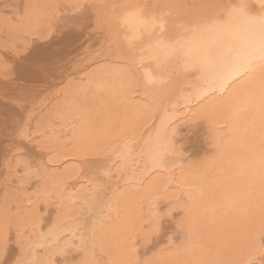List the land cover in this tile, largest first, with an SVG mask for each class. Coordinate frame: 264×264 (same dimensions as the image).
<instances>
[{
  "label": "bare ground",
  "instance_id": "obj_1",
  "mask_svg": "<svg viewBox=\"0 0 264 264\" xmlns=\"http://www.w3.org/2000/svg\"><path fill=\"white\" fill-rule=\"evenodd\" d=\"M59 1L62 0H28L21 20L24 29L39 30L48 9ZM63 1L72 5L83 1L99 3L100 6L94 3L100 8L98 13L93 7L99 17L97 29L107 35L115 55L109 61H95L97 65L86 72L79 71L77 80L62 88L63 97L47 109L35 124L33 132H40L39 140L43 142L44 149H51L46 161L47 164L51 156L48 185L50 188L55 186L60 195L55 200L58 210L45 229H42L38 204L31 203L36 199L37 185L31 195L22 191L5 198L0 206V219L7 210L14 219L24 222L20 229L23 233L19 242L20 253L23 245L27 258L35 257L38 264H45L49 255L56 251L51 247L55 240L47 235L50 229L55 226L57 236L62 235L60 245L66 241L74 243L75 239L79 244L81 233L102 215L105 222L98 234L99 244L94 253L100 264L129 258V249L134 250L130 258L140 260L141 264L146 258L152 264H195L200 259L238 260L242 244L264 217L257 163L259 143L264 134L261 118L253 108L236 112L238 99L248 90L258 87L261 78L259 69L251 79L245 77L236 81L227 93L221 95L217 92L207 99L201 97L199 101L186 98L193 89L182 74L161 108L159 99L171 86L163 89L154 86L146 92L144 73H162L154 62L147 59L142 63L140 61L141 55H147L148 45L156 35L161 34V28L158 24L151 36L143 33L137 37L124 22L128 9L122 6L143 5L147 17L154 16L158 21L162 18L163 35L172 37L181 33L182 26L188 24L194 14L210 10L201 9L199 5L188 8L190 0H154L150 6L146 5V0ZM205 1L202 0L205 3L201 5L238 2ZM195 2L199 4V0ZM251 3L255 5L257 0H251ZM109 52L98 58L107 57ZM79 69L76 67V70ZM188 79L194 83V77ZM165 115L172 121L168 133L175 150L169 153L165 167L152 168L139 153L144 139L154 132ZM186 122H201L207 132L208 153L204 152L195 160L182 157L177 144L179 126ZM125 143L134 148L127 158H122L118 150ZM87 144H95L103 151L96 154L86 151ZM108 156L111 158L104 173L112 170L109 174L111 179L105 175L112 184L109 183L111 186L104 194L99 191V195L111 196L115 193V198L111 201V209L99 204L90 209L89 197L96 184L86 183L92 175H85L79 164L92 157L105 159ZM165 187L170 190V195H182L190 210L187 215L179 212L176 219L184 222L183 229L178 227L182 237L176 246L159 249L142 258L137 253L136 240L140 238L147 243L150 237L132 236L127 247L125 240L133 231V226L138 228L141 218H147L146 191L162 193ZM228 201L234 202L233 209L222 207ZM11 202L15 205L12 208ZM84 208L96 210L95 217L87 225L81 219ZM13 231L17 239L16 229L13 228ZM193 249L196 251L193 252ZM89 256H92L91 250Z\"/></svg>",
  "mask_w": 264,
  "mask_h": 264
},
{
  "label": "snow or ice",
  "instance_id": "obj_2",
  "mask_svg": "<svg viewBox=\"0 0 264 264\" xmlns=\"http://www.w3.org/2000/svg\"><path fill=\"white\" fill-rule=\"evenodd\" d=\"M74 7H79L83 13L90 5H75ZM122 7L128 9L124 22L137 37L143 33L151 36L158 24L161 28V34L156 35L152 43L148 45L147 55L140 57L141 63L145 59L150 60L162 73L160 75H153L151 72L144 73L146 92L154 86L162 89L165 86H171L159 99L161 108L164 107V101L174 90L176 83L181 80L182 74L193 89L186 98H195L199 101L201 97L207 99L217 92L221 95L227 93L236 81L244 80L245 77L251 79L252 74L259 69L261 78L258 87L248 90L238 99L236 112L238 114L242 109H255L260 115L262 133H264V0H257L255 5L251 3V0L201 5L199 6L201 9L210 11L194 14L189 23L182 26L181 33L174 37L163 35L162 18L158 21L154 16L147 17L143 5L128 4ZM37 67L43 68V65H37ZM4 74L7 77V66H5ZM189 77H194V83L188 79ZM98 87L104 86L99 85ZM29 103L30 91L22 84L19 90L12 94L7 90L0 93V106L13 112L11 148L14 149V153L12 160H5V164L11 168L22 185L36 183V199L31 203L43 202L47 205L56 200L60 193L57 192L55 186L50 188L47 182L51 156L46 164L42 158H38L39 153L32 150V148L43 150L44 144L32 131L31 122L34 116L29 110ZM166 111L165 109V113ZM171 125L172 121L165 115L154 132L143 141L139 154L152 168L165 167L169 153L175 150L168 133ZM133 148V145L125 143L118 151L122 158H127ZM85 150L93 154L103 151L95 144L85 145ZM257 163L261 179V196L264 199V134L261 135L259 143ZM105 175L109 173L106 172ZM109 179H111L110 175ZM106 188V183L93 186L89 197L90 209L97 204L111 209V201L116 194L99 195V191L106 190ZM169 191L167 187L162 193L146 191L147 218H141L138 228L133 226V231L125 240V247L132 236L147 238L158 235L163 229L166 218L175 222L177 227L184 228L183 220L174 221L173 213L184 212L187 215L190 210L182 195H170ZM162 200L169 205L163 211L160 210ZM222 207L233 209L235 205L234 202L228 201ZM104 222V217L98 216L91 227H86L81 233L79 244L66 241L60 245L59 240L63 237L62 235L57 236V229L54 226L47 235L55 240L51 247L56 251L49 255L45 264H55L53 259L55 256L62 257L61 264H100L95 259L94 253L99 244L98 234L102 231ZM23 223L21 220L14 219L7 210L5 211L3 218L0 219V255L4 257L7 255L13 228L16 229L17 241L20 242L23 236L20 231ZM90 250L91 257L89 256ZM195 251L196 249H193V252ZM132 255H134V250L129 249V258L114 260L111 264H141L140 260L131 259ZM0 264H8V262L6 259H0ZM12 264H38V262L35 257L27 258V251L21 245V254L12 261ZM143 264H152V261L146 258ZM195 264H264V217L261 218L259 227L242 244L238 260L225 262L200 259Z\"/></svg>",
  "mask_w": 264,
  "mask_h": 264
},
{
  "label": "rangeland",
  "instance_id": "obj_3",
  "mask_svg": "<svg viewBox=\"0 0 264 264\" xmlns=\"http://www.w3.org/2000/svg\"><path fill=\"white\" fill-rule=\"evenodd\" d=\"M149 1L151 0L145 1L147 6L154 2V0L150 3ZM195 1L198 0L193 2L190 0L188 8L193 6L196 8L207 2L199 0V4H196ZM94 3L83 1L77 4L90 5L87 11L82 13L79 7H74L75 5L67 1H59L53 8L48 9V14L39 30H25L21 20L28 6V0H0V93L7 90L12 94L19 90L21 84L29 89V110L34 116L31 122L32 131L46 110L63 97L62 88H66L67 84L77 80L79 71L86 72L96 66V63L109 61L115 55L107 35L105 36L98 30L99 17L94 9H97L98 13L100 5L97 2L99 6H96L97 3ZM92 4L95 5L94 9L91 7ZM109 50L112 51L109 52ZM105 51L109 52L106 54L108 56L103 59L98 58L106 53ZM89 58L91 61H87ZM37 65H43V68H38ZM5 66L8 68L7 77L4 74ZM76 67L80 69L76 70ZM12 115L13 112L10 109L5 110L0 106V206L10 195L13 196L22 191L27 195L33 194L36 186L35 182L22 185L11 168L5 164V160H12L14 153V149L11 148L13 143ZM179 127L177 144L182 157L195 160L208 153L207 132L201 122H186ZM34 133L38 139L41 138L40 132ZM32 150L38 152V158H42L45 163L51 153V149L32 148ZM110 158L111 156L105 159L92 157V159L80 162V170L85 175H92V179L86 183L90 185L106 183L107 188L111 186V181L106 180L104 173V168L109 164ZM110 173L112 174V170ZM112 181L114 182L113 179ZM106 190H102V194ZM13 206L15 205L11 202L10 207ZM167 207V203H160L161 211ZM57 210L58 205L55 200L47 205L43 202L38 204L42 229L49 225ZM83 212L81 219L87 225L95 217L96 210L84 208ZM177 217L178 213L174 212V221ZM181 237L182 232L176 223L166 218L162 231L158 235H152L147 243L137 238V253L142 258L147 257L159 249L176 246ZM75 240L74 244H76ZM41 253L42 250L39 251V254ZM20 254L19 243L12 230L7 255L6 257L0 255V259H6L8 264H12V261ZM53 259L55 264H61L62 257L55 256Z\"/></svg>",
  "mask_w": 264,
  "mask_h": 264
}]
</instances>
